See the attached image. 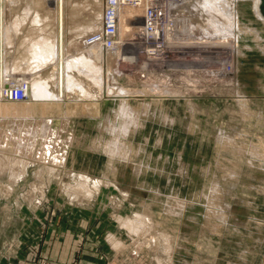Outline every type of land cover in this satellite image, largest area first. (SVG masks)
Here are the masks:
<instances>
[{
	"label": "rangeland",
	"instance_id": "rangeland-1",
	"mask_svg": "<svg viewBox=\"0 0 264 264\" xmlns=\"http://www.w3.org/2000/svg\"><path fill=\"white\" fill-rule=\"evenodd\" d=\"M89 1L64 0V53L86 48L76 24L87 21L93 10ZM232 1L239 24L232 30L235 39L201 34L198 27L204 26L206 15L194 12L200 0L182 1L188 5L181 4L183 11L168 23L171 52L153 62L143 58V51L132 59L135 62L112 54L102 65L109 77L101 89L79 76L91 96L69 92L56 106L35 104L34 119L17 120L12 109L22 103L9 99L4 90L17 87L20 78L28 88L34 77L51 81V61L36 69L30 52L31 42L42 32L54 39L57 1L0 0V157L7 158L15 139L23 144L14 160L20 155L26 161V172L13 183L10 173L0 174V244L13 246L22 233L31 237L100 229L125 259L122 264H264V21L254 13L253 0ZM27 7L31 13L25 15ZM35 13L37 21L32 20ZM181 17L191 22L185 29L179 26ZM16 19L22 22L13 29ZM203 37H208L205 44L200 43ZM232 39L236 45L230 52ZM127 51L124 54L131 55ZM122 105L125 114L119 111ZM74 106L76 113L61 139L48 150V139L36 129L44 118L61 117ZM63 125L60 119L52 120V127ZM77 172L88 175L90 199L72 195L73 190L82 191ZM131 221L138 225L136 230L130 228Z\"/></svg>",
	"mask_w": 264,
	"mask_h": 264
},
{
	"label": "bare ground",
	"instance_id": "bare-ground-1",
	"mask_svg": "<svg viewBox=\"0 0 264 264\" xmlns=\"http://www.w3.org/2000/svg\"><path fill=\"white\" fill-rule=\"evenodd\" d=\"M48 1V0H46ZM54 1V0H50V3ZM57 1V6H56V9H57V30H56V35L54 37V39L52 38H49L48 35H43V33H47V32H42V37H38L39 39H36L37 40H34L32 43V51L30 53H32L31 55V59L32 61H35V67L37 69V67H39L41 64H43L44 62L46 61H51L50 63L53 64V67H54V71L52 73V70L50 73H52L53 75L51 76V81L49 82L48 79H42V78H33L32 79V83H31V87H27L24 85L23 81H22V78H20L18 80V85H22V87L24 88L25 92H26V99L23 100V101H15V102H19V103H22L21 107H17V108H13L12 111L14 113V118H16L17 120H26L27 118L29 119H34L33 117L35 116V104L37 103H41V104H48L49 107L50 105H54L57 101H63L64 98L67 96V94L70 92H72V94H75L74 92L75 91H79L81 92L82 94H84L85 96H91V91L88 86L86 85V83H84L81 79H80V75L82 77V75L84 77L87 78V80H89L92 84L94 85H90V86H97L96 89H101L102 87V83H103V80L104 78H108L109 77V70L106 69L104 70L103 66H104V60L107 61V58L109 56V59L111 58V51L114 50L113 54L115 56H118L120 58L124 60H128V62L132 59H136L138 55H140L141 53L140 52H144L145 53V56L142 57L146 59V61H150V62H153V61H156V60H159L158 58L156 59L155 56H150L149 54L151 53H155L157 52V50L161 49L163 51V54H167L169 52H171V50H173V48L170 46L172 42V34L171 32H169L167 30V27L164 26L163 27V31H162V38H163V41L161 42L160 45L157 46V42H155L153 39L151 40L149 38L148 35H142L141 33V28H142V16H143V8L142 7H139V6H134V5H127V6H124V7H120V9L118 8L117 9V16L119 18V38L121 40V42L125 39H128L130 34H132V36H130L131 38H129V44L127 45L129 48H130V52L131 55L127 54H123L124 52L121 51V49H123L121 47V44L119 46H117L116 48L112 49L111 51H109L108 49L104 50L100 47H97V46H90V47H87L84 49V50H81L79 52H76L75 54H67V53H64V44H63V37H64V24H63V3L64 0H56ZM182 1H185V0H181ZM232 0H200V3H197V7L194 9V12L197 11V13L201 15V13H205L206 16V19L204 21V26L202 25H199V30L201 32V34H205V33H211L214 34L213 37L217 34L218 38H220L219 35H223L222 38H226L227 40H231V38L233 37H236L234 35V30L236 27H239V24H238V19H237V15H236V11H235V8H234V3L233 1L231 2ZM67 2V1H66ZM188 2V1H187ZM197 2V1H196ZM55 3V2H54ZM53 3V4H54ZM185 3V2H184ZM184 3H182L184 5ZM259 3H260V0H253V11L254 13L256 14V16L258 18H260L261 20L264 21V17L260 14V11H259ZM67 4V3H66ZM89 5H91V7H93V10H91V12L89 13V15L87 16V21L85 22V24H82V22L80 24H76V34L80 35V40H82L84 37H86L87 34H90V33H93V32H96L99 30L100 28V24H101V19H102V7H103V1H100V0H90L88 2ZM188 5V3H185ZM236 4V3H235ZM86 5V3H85ZM89 5H87V7H89ZM96 5L98 6V10L94 9L96 7ZM176 5H178V2L176 1H171L167 4V7L168 9L170 10V8H174ZM54 6V5H53ZM26 7V6H25ZM81 7V6H80ZM84 7V6H82ZM100 7V9H99ZM185 7V6H184ZM183 7V8H184ZM193 7H194V4H193ZM97 8V7H96ZM189 8V7H188ZM28 9V10H27ZM26 10H24V14L27 15V14H30L31 12V8L27 7ZM84 9V8H83ZM82 9V10H83ZM193 9V8H191ZM180 11H183V10H180ZM200 11V12H199ZM88 12V11H87ZM179 12V11H178ZM185 12V10H184ZM189 12V11H188ZM191 12V11H190ZM180 13V12H179ZM183 13V12H182ZM196 13V12H195ZM33 14V13H32ZM168 14H169V18L170 17H175V15H172L171 11H168ZM193 14V12H192ZM185 15V14H184ZM183 15V16H184ZM187 15L189 16L190 13H187ZM20 16V15H19ZM22 16V14H21ZM24 16V15H23ZM178 16V15H177ZM191 16V15H190ZM196 16V15H195ZM221 18V20L219 21L218 20V17ZM180 17V16H179ZM193 17V16H192ZM201 17V16H200ZM16 18V17H15ZM41 18V17H40ZM182 18V17H181ZM178 18L179 20V26L181 25L182 28H184L185 26V23H191L190 20H186L185 21V17H183L182 19ZM185 18V19H184ZM19 19L21 20L22 18L19 17ZM24 19V18H23ZM22 19V21H23ZM173 19V18H172ZM191 19V17H190ZM199 19V18H198ZM201 19V18H200ZM33 21H37L38 20V13H35L34 16H33ZM31 20V21H32ZM174 20V19H173ZM21 21V22H22ZM177 21V20H176ZM202 21V22H203ZM21 22H17V19L16 21H14V25H13V29H14V26L15 28H17V25L18 24H21ZM41 22V21H40ZM174 22V21H173ZM177 23V22H176ZM34 24V22L32 23ZM35 24H38L35 23ZM34 24V25H35ZM41 24V23H39ZM49 24V23H48ZM47 25V24H46ZM51 25V24H50ZM189 26V25H188ZM191 26V25H190ZM189 26V28H190ZM19 27V26H18ZM177 27H178V24H177ZM175 25L173 26V31L174 30H177V28ZM41 28V27H40ZM186 28V27H185ZM184 28V29H185ZM188 28V29H189ZM194 28V27H193ZM197 28V27H196ZM18 29V28H17ZM30 29H34L33 26H31ZM36 29V27H35ZM34 29L35 33L36 30ZM47 30V27L45 28ZM39 30V29H38ZM37 30V31H38ZM66 30V29H65ZM192 30V29H191ZM194 30V29H193ZM32 31V30H31ZM40 31H43V30H40ZM48 31V30H47ZM190 31V30H188ZM195 31V30H194ZM239 30L237 29V32ZM10 32V31H9ZM52 32V31H51ZM66 32V31H65ZM84 32V33H83ZM175 32V31H174ZM183 32V31H182ZM8 33V32H7ZM39 33V32H38ZM55 33V32H54ZM53 33V34H54ZM6 34V33H5ZM9 34V33H8ZM32 35H34L32 32H31ZM40 34V33H39ZM38 34V36H39ZM185 34V33H184ZM201 34H198V35H201ZM28 35V34H27ZM175 35V34H174ZM196 35V34H195ZM1 36H5L2 32H1ZM50 36V34H49ZM52 36V35H51ZM54 36V35H53ZM177 36V35H176ZM208 36V35H207ZM178 37V36H177ZM176 37V38H177ZM180 37V36H179ZM178 37V38H179ZM185 37L182 35V38ZM191 37V35H190ZM6 38V37H5ZM31 38V36H30ZM77 38V37H76ZM175 38V37H174ZM177 38V39H178ZM181 38V37H180ZM189 38V37H188ZM188 38H186L188 40ZM203 42H200V43H206L208 37H203ZM68 39V38H67ZM79 39V38H78ZM177 39H174V40H177ZM184 39V38H183ZM190 39V38H189ZM211 39V38H210ZM235 39V38H234ZM27 40V39H26ZM30 40V39H29ZM71 40V39H70ZM74 40V39H73ZM78 40V41H80ZM205 40V41H204ZM218 40V39H217ZM65 41V40H64ZM77 41V42H78ZM191 41V40H190ZM189 41V42H190ZM198 41V40H197ZM202 41V40H200ZM216 41V40H215ZM219 41V40H218ZM8 42V40H7ZM26 42V41H24ZM186 42V41H185ZM188 42V41H187ZM193 42V41H192ZM196 42V41H195ZM70 43V42H69ZM74 43V41L72 42ZM168 43H170L168 45ZM234 40L232 39V42L229 43L230 45V48H231V51L230 52H233L235 50V45H234ZM27 44V43H26ZM78 44V43H77ZM192 44V43H191ZM31 45V44H30ZM70 45V44H68ZM67 45V46H68ZM76 45V44H75ZM74 45V46H75ZM200 45V44H199ZM198 45V46H199ZM160 46V48H158ZM70 47V46H69ZM68 47V48H69ZM72 47V45H71ZM84 47V46H82ZM178 47V46H177ZM202 47V46H201ZM219 47V46H218ZM66 48V47H65ZM182 48V47H181ZM179 48V49H181ZM220 48V47H219ZM76 48H74L75 50ZM198 49V48H197ZM203 49V48H202ZM67 50V49H66ZM79 50V48H78ZM200 50V49H199ZM199 50H196V51H199ZM204 50V49H203ZM214 50V49H213ZM217 51V49H215ZM129 51V50H128ZM179 51V50H178ZM75 52V51H73ZM209 52V51H208ZM140 53V54H139ZM220 53V52H219ZM182 54V53H181ZM228 54V53H227ZM107 56V57H106ZM114 57V56H113ZM116 57H114L115 59ZM141 58V57H140ZM140 60V59H139ZM119 61V60H118ZM135 62V60H132ZM131 61V63H132ZM145 61V60H143ZM162 61V60H161ZM224 61V60H223ZM222 61V62H223ZM233 62V61H232ZM130 63V64H131ZM155 63V62H154ZM153 63V64H154ZM160 63V62H159ZM45 64V63H44ZM43 64V65H44ZM51 64V65H52ZM115 64V63H114ZM127 64V63H126ZM129 64V63H128ZM133 64V63H132ZM103 65V66H102ZM117 65L119 66L118 62H117ZM121 65V64H120ZM124 65V63L122 64ZM137 65V64H136ZM143 65V64H142ZM147 65V64H146ZM145 65V66H146ZM152 65V64H151ZM231 65V64H230ZM15 66V65H14ZM115 66V65H114ZM129 66V65H128ZM133 66V65H132ZM150 66V64H149ZM34 67V66H32ZM34 67V68H35ZM52 67V68H53ZM110 67V66H109ZM123 67V66H122ZM232 67V66H231ZM41 68V67H39ZM43 68V67H42ZM108 68V67H107ZM118 68V67H117ZM125 68H127L125 66ZM131 68V66H130ZM152 67H150L151 69ZM155 68V67H154ZM129 69V68H127ZM146 69V68H145ZM148 69V68H147ZM222 69V67H221ZM225 69V68H224ZM7 70V69H6ZM33 70V69H32ZM41 70V69H40ZM73 70L77 71V73H74L72 72ZM110 70L112 71L111 67H110ZM114 70L117 71V69L115 68ZM119 70V68H118ZM223 70V69H222ZM226 70V69H225ZM115 71V73H116ZM120 71V70H119ZM123 72V70H121ZM224 71V70H223ZM222 71V72H223ZM37 72V71H36ZM106 72V75L104 76ZM114 72V71H113ZM149 72V71H148ZM227 72V71H226ZM35 73V72H34ZM41 73V72H40ZM114 73V74H115ZM121 73V72H120ZM113 74V73H112ZM111 74V75H112ZM117 74V73H116ZM119 74V72H118ZM123 73H121L122 75ZM126 74V73H125ZM225 74V73H224ZM223 74V75H224ZM120 75V74H119ZM124 75V74H123ZM128 76H130L129 74H127ZM50 76V75H49ZM104 76V77H103ZM115 76V75H114ZM132 76V75H131ZM214 76V75H213ZM48 77V76H47ZM200 77V76H199ZM46 78V77H45ZM86 78H85V81H86ZM111 78V77H110ZM117 78V77H116ZM23 79H24V76H23ZM112 80V79H110ZM114 80V79H113ZM112 80V81H113ZM88 81V82H89ZM107 81V80H106ZM154 82V81H153ZM15 83V82H14ZM107 83V82H105ZM121 84V83H120ZM17 85V84H16ZM51 85V87H50ZM111 85V84H110ZM109 85V86H110ZM117 86V85H116ZM122 86V85H120ZM118 86V87H120ZM152 86V85H151ZM112 87V86H110ZM117 88V87H116ZM121 88V87H120ZM111 89V88H110ZM109 89V90H110ZM122 89V88H121ZM3 90V89H2ZM118 90V89H117ZM160 90V89H159ZM158 90V91H159ZM164 90V89H163ZM107 91V89H106ZM78 92V93H79ZM96 92H101L99 90H97ZM113 92H115L113 90ZM136 92V91H135ZM161 92V91H160ZM69 93V95H70ZM77 93V94H78ZM139 93V92H138ZM141 93V91H140ZM139 93V94H140ZM1 94H2V91L0 89V99L2 98L1 97ZM81 94V95H82ZM126 94V93H125ZM131 94V93H130ZM76 95V94H75ZM74 95V96H75ZM128 95V94H127ZM135 95V94H133ZM142 95V94H141ZM121 96V95H120ZM77 97V96H76ZM80 97V95H79ZM141 97V96H140ZM83 98V97H82ZM90 98V97H89ZM94 98V97H92ZM91 98V99H92ZM80 99V98H79ZM87 99V98H86ZM123 99V98H122ZM68 101V100H67ZM71 104V103H70ZM125 105V104H124ZM122 105L121 108L119 109L120 112H123V114H125V111H128L126 110V105L124 106ZM56 106V105H54ZM87 107V106H86ZM95 107V106H94ZM128 107V105H127ZM65 109V108H64ZM71 109L73 108H69V110L67 111L66 109L62 111L63 115L61 117H58V118H55L54 116H49V118H44L42 120V123L41 125L38 126V128L36 129V131H40V132H43V136H44V140L47 138V141L45 144H46V147L48 150H52L53 148V144L56 143V141L58 140V138L61 137V133L64 132V127L65 125L70 121V117L72 116V112H75L76 113V106H74V109L73 111H71ZM1 110V108H0ZM91 110V109H90ZM132 110V109H131ZM57 112V111H56ZM129 113V112H128ZM120 115V114H118ZM128 115V114H127ZM3 116L2 114H0V117ZM123 118L125 117V115H122ZM127 117V116H126ZM130 117V116H129ZM122 118V119H123ZM138 118V117H137ZM55 119V120H58L60 119L61 122H63V127H52V120ZM111 120V119H110ZM116 120V119H115ZM135 120V119H134ZM133 120V121H134ZM126 121V120H125ZM132 121V123H133ZM105 122V121H104ZM128 122V121H127ZM136 122V121H135ZM110 123V122H109ZM130 123V122H129ZM129 125V124H128ZM109 126V125H108ZM107 127V126H106ZM73 128V127H72ZM104 128V127H103ZM12 129V128H11ZM108 129V128H107ZM125 129V128H124ZM129 129V128H128ZM31 130V128H30ZM35 130V129H34ZM119 130V129H118ZM14 131V130H13ZM22 131V130H21ZM67 131V130H66ZM74 131V130H73ZM110 131H113V130H109ZM115 131V130H114ZM11 132V130H10ZM9 132V133H10ZM15 132V131H14ZM34 132V131H33ZM32 132V133H33ZM119 132V131H118ZM17 133V131H16ZM73 132H71V135H72ZM111 133V132H110ZM104 134V133H103ZM117 134V133H116ZM18 135V133H17ZM124 135V134H123ZM101 136V135H100ZM113 136V135H112ZM122 136V135H121ZM123 137V136H122ZM20 138V137H19ZM118 138V136L116 137ZM115 138V140H116ZM61 139V138H60ZM71 139V137H67L66 141L69 142ZM98 139V138H97ZM103 139V138H102ZM113 139V138H112ZM64 140V139H63ZM114 140V141H115ZM122 140V139H121ZM105 141V140H104ZM113 141V142H114ZM120 141V140H119ZM2 142V141H1ZM0 142V143H1ZM28 142V141H27ZM61 142V141H60ZM78 141H76V144H77ZM110 142V141H109ZM112 143V141L110 142ZM109 143V144H110ZM121 143V142H120ZM124 143V141L122 142ZM3 144V143H2ZM22 144L20 141L18 140H13V143L9 149L10 151V154H8V156H5L7 157L6 159L4 158H1L0 157V174L1 172H8L10 173V181H12V183L17 180L23 173L24 171L26 172L25 168H26V161L23 160L20 155L18 156V158H15L17 152H19L18 149H20L22 147ZM57 144V143H56ZM93 144V143H92ZM91 144V145H92ZM27 145V144H25ZM30 145V143H29ZM63 145V144H62ZM94 145V144H93ZM98 147H99V144H97ZM115 145V144H114ZM116 146V145H115ZM118 146V145H117ZM124 146V144H123ZM27 147V146H26ZM70 147V146H69ZM107 147V146H106ZM105 147V148H106ZM109 147V146H108ZM3 147H1L0 149H2ZM30 148V147H29ZM104 148V149H105ZM112 148V146H111ZM110 148V149H111ZM118 148V147H117ZM55 149V148H54ZM66 149V148H65ZM103 149V148H102ZM115 149V147L113 148ZM122 149V148H121ZM47 150V151H48ZM60 150V149H59ZM91 150V149H90ZM96 150V149H94ZM0 151H3V150H0ZM56 151V150H55ZM65 151V150H64ZM51 152V151H50ZM93 152V151H92ZM95 152V151H94ZM113 153V151H111ZM121 152V151H120ZM124 152V151H123ZM26 153V152H24ZM68 153V152H67ZM106 153V152H105ZM109 153V152H108ZM119 153V152H117ZM50 154V153H49ZM60 154V153H59ZM65 154V152H64ZM107 154V153H106ZM121 154V153H120ZM126 154V152L124 153ZM61 155V154H60ZM114 156V154H111ZM33 156V155H32ZM110 156V154H109ZM112 156V157H113ZM64 157V156H63ZM26 158V156H25ZM59 158V157H58ZM57 158V159H58ZM109 158V157H108ZM116 158V156H115ZM4 159V160H2ZM28 159V158H27ZM54 160V157L51 158ZM110 159V158H109ZM108 159V160H109ZM114 159V158H113ZM30 160H33L32 158ZM49 160V159H47ZM37 161V160H36ZM58 161V160H57ZM110 161V160H109ZM113 161V160H112ZM28 162V161H27ZM31 162V161H30ZM46 162V161H45ZM62 162V161H61ZM49 163V162H48ZM32 164V163H31ZM52 164H53V161H52ZM55 164V163H54ZM62 165V163L59 164V166ZM29 166V165H27ZM47 167V166H46ZM52 167V166H50ZM53 168V167H52ZM51 169V168H49ZM55 170V169H53ZM51 170V171H53ZM49 171V170H48ZM71 171V170H70ZM73 172V171H72ZM78 173V172H77ZM73 174V173H72ZM71 174V175H72ZM79 174V173H78ZM53 175V174H52ZM67 176V174H65ZM2 176V175H1ZM103 176V175H102ZM91 177V176H90ZM23 178V177H22ZM77 178V177H76ZM102 178V177H101ZM61 179V178H60ZM88 175H86L85 173H82V174H79L78 175V185L79 187H81L82 191L80 192H77L76 190H73L72 191V195L76 196L77 199L78 197L81 198L83 196H86L89 197L91 194H92V189L90 188V186H88ZM93 181V180H92ZM107 181V180H106ZM98 180H95L93 182V184H98ZM103 182V181H102ZM111 182V181H110ZM10 183V182H9ZM66 183V182H65ZM101 183V182H100ZM99 183V184H100ZM16 184V182H15ZM36 184V183H35ZM90 184V183H89ZM109 184V183H108ZM112 184V183H111ZM9 185V184H8ZM10 185H12L10 183ZM64 185V184H63ZM66 185V184H65ZM107 185V184H105ZM14 186V185H13ZM68 186V185H67ZM115 187V186H114ZM31 188V187H30ZM36 188V187H35ZM94 188V187H93ZM67 189V188H66ZM80 188H77V190H79ZM65 190V189H64ZM95 190V189H93ZM38 191V190H37ZM40 191V190H39ZM42 191V190H41ZM6 192V191H4ZM35 192V191H34ZM69 192V191H67ZM67 194V193H66ZM71 194V192H70ZM96 195V194H95ZM97 196V195H96ZM32 197V196H31ZM28 198V197H27ZM84 198V197H83ZM71 199V198H70ZM73 199V197H72ZM71 199V200H72ZM90 199V197H89ZM79 201V200H78ZM77 201V202H78ZM117 205V204H116ZM141 214V213H140ZM116 217V216H115ZM120 218V217H119ZM118 218V219H119ZM124 218V217H123ZM147 219V218H146ZM120 220V219H119ZM152 220V219H151ZM128 221V220H127ZM148 221H146L147 223ZM120 224H121V221H120ZM119 224V225H120ZM130 228L136 230L137 226L135 224V222L131 221V222H128ZM152 224V223H151ZM146 231V230H145ZM144 231V232H145ZM150 233V231H149ZM141 234V233H140ZM139 234V235H140ZM133 235V234H132ZM147 236V235H146ZM161 238V237H160ZM114 240V239H113ZM162 240V239H161ZM116 241V240H115ZM114 241V242H115ZM142 246V245H141ZM149 246V245H148ZM169 247V246H168ZM171 250V249H170ZM156 259V258H155ZM158 259V258H157ZM159 262V261H158Z\"/></svg>",
	"mask_w": 264,
	"mask_h": 264
},
{
	"label": "crops",
	"instance_id": "crops-1",
	"mask_svg": "<svg viewBox=\"0 0 264 264\" xmlns=\"http://www.w3.org/2000/svg\"><path fill=\"white\" fill-rule=\"evenodd\" d=\"M85 171L90 172L88 169ZM82 221L83 225L87 222ZM95 225L88 227L94 230ZM22 234L13 240L15 245L8 248L7 242L2 241L0 264H33L38 258L62 264H122L125 261L121 253L107 243L106 233H100V229L96 233H32L31 237Z\"/></svg>",
	"mask_w": 264,
	"mask_h": 264
},
{
	"label": "built area",
	"instance_id": "built-area-1",
	"mask_svg": "<svg viewBox=\"0 0 264 264\" xmlns=\"http://www.w3.org/2000/svg\"><path fill=\"white\" fill-rule=\"evenodd\" d=\"M171 1L178 2V5H176L174 8H170L169 10L167 4ZM181 4V0H104L102 7V19L99 30L87 34L86 37H84L81 41L85 47L97 46L104 50L108 49L109 51L121 44V47L123 48L121 49V51L125 53L127 49H129L130 52V48L127 45L129 44V38H131L130 36H132V34H130L128 39H125L121 42L119 38V18L117 16V9H120V7L122 8L127 5H134L143 8L141 34L148 35L151 40L153 39L155 42H157L158 46L163 41V27L166 26L167 30L170 32L168 23L170 21H174L175 18L178 17V14L175 13L180 11ZM168 11H171L172 15H175V17L169 18ZM158 48H160V46ZM113 52L114 50L111 51L112 54ZM161 54H163V51L159 49L157 50V52L151 53L149 55L155 56L156 59H159V55ZM4 95L14 101H23L27 97L22 85H18L13 89H5ZM33 264L62 263L42 258L35 261ZM69 264H75V262Z\"/></svg>",
	"mask_w": 264,
	"mask_h": 264
},
{
	"label": "water",
	"instance_id": "water-1",
	"mask_svg": "<svg viewBox=\"0 0 264 264\" xmlns=\"http://www.w3.org/2000/svg\"><path fill=\"white\" fill-rule=\"evenodd\" d=\"M259 11H260V14L264 17V0H260Z\"/></svg>",
	"mask_w": 264,
	"mask_h": 264
}]
</instances>
